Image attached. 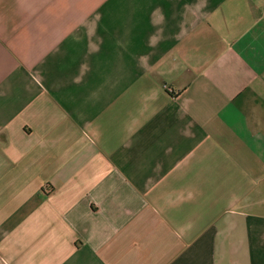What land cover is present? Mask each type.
<instances>
[{"label":"crops","instance_id":"obj_1","mask_svg":"<svg viewBox=\"0 0 264 264\" xmlns=\"http://www.w3.org/2000/svg\"><path fill=\"white\" fill-rule=\"evenodd\" d=\"M0 264H264V0H0Z\"/></svg>","mask_w":264,"mask_h":264}]
</instances>
